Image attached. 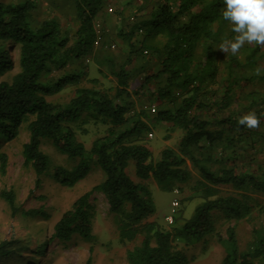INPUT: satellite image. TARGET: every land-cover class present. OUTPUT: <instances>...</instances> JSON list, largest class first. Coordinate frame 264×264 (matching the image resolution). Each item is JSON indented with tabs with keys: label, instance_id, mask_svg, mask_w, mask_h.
Segmentation results:
<instances>
[{
	"label": "trees",
	"instance_id": "1",
	"mask_svg": "<svg viewBox=\"0 0 264 264\" xmlns=\"http://www.w3.org/2000/svg\"><path fill=\"white\" fill-rule=\"evenodd\" d=\"M109 1L71 0L76 26L70 36L56 17L35 20L37 1L0 0V140L17 137L24 126L28 139L22 145L23 163L30 165L35 175L48 165V156L41 149L43 141L69 157L93 158L104 174L100 183L62 213L51 238L69 241L77 234L85 241L94 240L89 198L101 192L119 240L138 239L126 252L127 264H186V248L210 235L217 236L224 248L221 264H264V226L253 229L252 240L243 251L233 226L226 228L225 238L216 231L217 216L239 221L252 213L257 194H264V166L248 170L244 163L236 168V142L242 141L241 134L254 137L257 133L252 134L232 116L217 117L213 110L231 103L234 88L242 90L257 77L264 80L257 65L258 59L264 58V45H244L235 55L229 50L222 60L219 45L236 35L222 17L223 0H157L147 18L138 21L135 14L131 20V15L127 29L118 32L125 42L123 60L118 66L108 60L115 85L103 89L97 85L98 76L108 78L100 67L96 65V76L87 75L81 61L92 53L98 35L103 38L104 29L98 31L95 26H100L99 13ZM139 6H144L143 0ZM139 28L144 33L137 39ZM157 37L162 40L156 41ZM149 55L152 62L146 59ZM51 66L69 67V71L51 82L42 81V74ZM220 69L227 79L219 78ZM83 78L92 86H79ZM136 78L140 85L130 90V81ZM71 86L75 88L66 104L48 100ZM144 92L150 101L159 102L155 122L183 132L178 151L166 147L157 160L142 142L149 133V109L133 110L131 94L140 97ZM253 94L250 90L249 95ZM256 97H251L250 106L257 103ZM90 122L105 127L106 133L95 138L87 152L77 139V129L85 132ZM214 125L216 129H211ZM216 148L229 151L215 158L209 149ZM187 161L198 170L204 200L181 226L162 229L150 220L155 207L147 181L152 179L159 188L172 191L191 178ZM7 163L6 153L0 151L1 174H5ZM131 163L138 181L129 174ZM211 164L218 166L212 168ZM88 172L85 162L72 169L57 166L53 179L70 187ZM223 185L238 194L219 195L218 186ZM0 197L16 211L13 191L0 190ZM45 245H37L30 262L44 252ZM26 246L22 239L2 240L0 264L10 263ZM90 261L89 255L86 264Z\"/></svg>",
	"mask_w": 264,
	"mask_h": 264
},
{
	"label": "rangeland",
	"instance_id": "2",
	"mask_svg": "<svg viewBox=\"0 0 264 264\" xmlns=\"http://www.w3.org/2000/svg\"><path fill=\"white\" fill-rule=\"evenodd\" d=\"M35 1H37V10L34 12L35 20L56 17L59 19L62 28L66 29L70 36L74 35L76 23L73 19L74 10L71 0ZM156 1L143 0L144 8L137 14L138 21L147 18ZM63 3H65V6L62 5ZM115 3V0H110L107 6L102 9L103 13L104 10L108 14L112 13L109 12L108 8L114 9ZM133 3L138 4V2ZM130 16L131 14H124L122 19L119 20V24L113 20H103L102 17L101 20L98 19L99 28L104 29L103 38L100 36L99 43L93 47L92 53L85 56L81 61V65L86 67L87 75L90 72L91 76H96V65L100 67L99 69L108 78V80L101 79L98 76L99 82L97 85L103 89L115 85V79L109 70L110 61L108 60L115 61L116 66L122 62L125 42L119 38L117 27L119 25L128 27ZM142 37L143 35H138L137 39ZM155 40L160 42L162 38L157 37ZM245 45L251 44L245 43ZM219 51L220 59L225 60L227 52ZM146 59L151 62L154 60L150 55ZM257 65L260 71L264 73V58H259ZM132 66V64L129 65V67ZM68 69L69 67L56 68L51 66L50 70L42 74L41 79L44 82H51L63 73H67ZM78 85L92 86V83L83 78ZM130 85V90L138 88L140 78L132 79ZM74 88L75 86L68 87L57 94L49 96L48 100L64 105L71 98ZM234 89L231 103L222 109L214 108L213 110L217 112V117L222 118L232 116L239 120L242 115L249 112L257 116L258 126L255 128L246 127L250 132L253 131L252 134L255 132L257 134L254 137H249V134H241L242 141L236 142L234 149L235 154L239 155L235 162L237 164L236 168L248 163L247 168L251 170L259 165L264 166V141L261 139L264 137V80L262 81L261 78L257 77L252 84H246L244 89ZM250 90L254 92L252 96H257L255 99L257 103L251 106L252 96L249 95ZM131 95L133 96V110L136 112L141 110L140 107L142 106H154L156 108L155 112L160 107L159 102L150 101L145 92L140 97H136L133 93ZM155 112H147L148 118L145 120L149 123L148 131L152 133V136H149V133L145 134L142 142L151 150L153 158L157 160L161 151L166 147L178 151V144L183 132L181 129L168 126V124H157L154 120ZM206 114L208 115V113ZM85 128L87 129L85 132L77 129V139L84 143L88 152L92 141L103 136L106 129L92 122L85 125ZM211 129H216V126H211ZM252 138H254L253 142ZM27 139L28 133L24 126H21V131L17 137L11 140H0V151L6 153L8 158L5 174L0 173V190L14 192L16 207V211L12 212L7 202L0 197V242L4 239L12 241L22 239L23 243L27 244L26 250L22 253L19 252L20 255L7 264H86L89 255L91 257L89 264H127L126 252L138 243V239L129 242L119 240L118 231L109 212L106 197L101 192H94L89 198V203L92 206L91 228L94 240L85 241L77 234H74L69 241L51 238L53 226L62 213L70 209L79 196L100 183L104 179V174L93 158H89L87 155L84 158L69 157L60 153L51 142L43 141L41 149L48 156V165L40 175H35L33 168L23 163L22 145ZM205 151L208 152V149ZM209 151L213 157L219 158L226 155L229 150L223 151L221 148H216L214 151L211 149ZM84 162L87 164L89 172L73 186L62 185L53 179L55 167L63 166L72 169L79 163ZM217 166L218 164H211L212 168ZM186 167L191 172V178L185 183H180L172 191L159 188L152 179L147 181L150 184L149 187L155 207V214L150 220L155 221L162 229L181 226L192 215L195 207L204 200L202 197L203 188L198 183L201 179L198 170L190 161H187ZM129 174L135 181H138L134 176L132 163L129 166ZM174 190H177V193H174ZM218 191L221 196L238 194L235 189L228 185L218 186ZM175 198L178 200L179 205L173 214V223L168 224L165 221V216L171 213V201ZM256 199L257 206L255 205L252 213L242 220L229 221L221 216L216 217V231L219 236L225 238L226 228L233 226L236 229L238 246L242 251L250 244L253 229L264 226V194L258 193ZM258 203H260L262 209L258 206ZM27 234H30L29 238L26 236ZM42 243L46 244L43 249L44 252L30 262V253L35 250L37 245ZM178 246L183 248L182 244ZM185 253L188 258L186 264H221L224 248L217 240V236L210 235L204 241L190 245L186 248ZM17 254L15 253V255Z\"/></svg>",
	"mask_w": 264,
	"mask_h": 264
},
{
	"label": "clouds",
	"instance_id": "3",
	"mask_svg": "<svg viewBox=\"0 0 264 264\" xmlns=\"http://www.w3.org/2000/svg\"><path fill=\"white\" fill-rule=\"evenodd\" d=\"M223 5L222 17L231 24V30L236 35L233 39L223 41L219 50H230L235 55L245 43L264 45V0H223ZM238 123L255 128L259 120L254 113L249 112L242 115Z\"/></svg>",
	"mask_w": 264,
	"mask_h": 264
},
{
	"label": "crops",
	"instance_id": "4",
	"mask_svg": "<svg viewBox=\"0 0 264 264\" xmlns=\"http://www.w3.org/2000/svg\"><path fill=\"white\" fill-rule=\"evenodd\" d=\"M115 4H114V9L113 11H115V13H113V11L109 10V12H112V13H106L105 10H104V13H103V10H101V13L99 15V18L101 20V17L103 20H113L114 22L116 23H120L119 20L122 19V16L124 14H131L132 16L133 15H137L140 13L141 10H143L144 7H140L138 8V4H134L133 2H138V1H134V0H115ZM140 2V1H139ZM128 3V4H126ZM116 7V9H115ZM141 8V9H140ZM110 14H112L113 16H111ZM118 30L117 31H120V30H123V28L127 29L126 26L124 25H119L118 27ZM221 77V80L223 78H228L227 74H223L222 70L220 69V72H219V78Z\"/></svg>",
	"mask_w": 264,
	"mask_h": 264
},
{
	"label": "built area",
	"instance_id": "5",
	"mask_svg": "<svg viewBox=\"0 0 264 264\" xmlns=\"http://www.w3.org/2000/svg\"><path fill=\"white\" fill-rule=\"evenodd\" d=\"M137 1L139 2L140 0H137ZM108 9L112 10L111 7L108 8ZM133 19H134V16L131 17V20H133ZM95 27H96V30H98L100 26L97 23ZM143 33H144V29L143 28H139L138 31H137V34L138 35H142ZM99 40H100V35H98L97 39L94 41V44L97 45L99 43ZM143 53L146 54L147 50H143ZM147 108L149 109L150 112H155V110H156V108L154 106H150V107H147ZM148 135L152 136V133H149ZM174 193H177V190H174ZM178 205H179V202H178V200L176 198L171 201V205H170L171 206V213L165 216V221L168 224H172L173 223V219H174L173 214L176 212V209H177Z\"/></svg>",
	"mask_w": 264,
	"mask_h": 264
}]
</instances>
